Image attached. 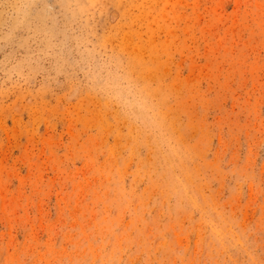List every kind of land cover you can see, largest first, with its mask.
<instances>
[{"label":"rangeland","instance_id":"374dc122","mask_svg":"<svg viewBox=\"0 0 264 264\" xmlns=\"http://www.w3.org/2000/svg\"><path fill=\"white\" fill-rule=\"evenodd\" d=\"M0 264H264V0H0Z\"/></svg>","mask_w":264,"mask_h":264},{"label":"bare ground","instance_id":"6f19581e","mask_svg":"<svg viewBox=\"0 0 264 264\" xmlns=\"http://www.w3.org/2000/svg\"><path fill=\"white\" fill-rule=\"evenodd\" d=\"M80 3V2H79ZM59 73V72H58Z\"/></svg>","mask_w":264,"mask_h":264}]
</instances>
